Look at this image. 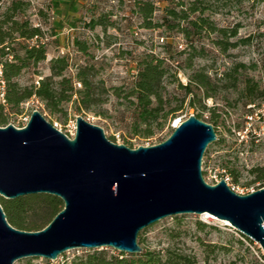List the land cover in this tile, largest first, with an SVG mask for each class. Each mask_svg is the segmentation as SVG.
Returning <instances> with one entry per match:
<instances>
[{"label":"rangeland","instance_id":"1","mask_svg":"<svg viewBox=\"0 0 264 264\" xmlns=\"http://www.w3.org/2000/svg\"><path fill=\"white\" fill-rule=\"evenodd\" d=\"M12 1L0 0V20ZM23 1L30 6L22 18L41 29L39 41L46 48L47 58L25 68L16 79L18 83L22 87L36 84L51 75L52 60L65 57L69 62L66 76L74 79L76 89H82L75 79L79 69H89L94 98L87 109L80 110L77 102L64 104L60 114L50 113L42 101L32 99L18 114L7 107L8 125L23 128L37 110L71 137L76 119L81 116L101 127L115 144L136 149L167 140L175 119L183 121L199 115L201 120L214 124L217 133V141L209 145L203 157L205 179L213 183L215 176L227 169L237 194L246 195L261 186L264 181H254L264 173V139L252 135L250 130L257 124L251 128L247 116L264 105V0H205V17L218 27L238 31L231 39L237 46L225 52L214 44L219 38L216 34L191 32L186 38L179 28L170 26L180 22L172 20L167 9L179 11L180 2L188 5L193 0ZM141 1L155 5L152 23L158 26H146L136 8ZM181 26L187 23L181 22ZM12 49L20 54L23 44ZM146 54L164 59L168 68L160 114L182 108L167 122H154L151 135L139 123L137 106L127 98L136 80L137 64ZM197 75L206 80V86L195 82ZM249 86L255 88L252 97L247 92ZM5 88L4 83V92ZM207 92L211 97L205 96ZM249 105H256V109L251 110ZM210 109H216V117ZM198 222L206 226L200 228ZM212 222L201 221L199 215L163 219L144 231L146 242L141 246L149 250L176 249L194 255L197 264H256V245L226 230L222 222ZM84 251L70 250L56 261L25 258L15 264H68Z\"/></svg>","mask_w":264,"mask_h":264},{"label":"water","instance_id":"2","mask_svg":"<svg viewBox=\"0 0 264 264\" xmlns=\"http://www.w3.org/2000/svg\"><path fill=\"white\" fill-rule=\"evenodd\" d=\"M215 127L195 115L164 142L136 149L76 119L73 138L35 110L27 125L0 127V196L59 198L64 208L40 231L13 227L0 205V264L56 261L70 250L141 254L139 235L163 219L210 214L264 249V188L246 195L204 178Z\"/></svg>","mask_w":264,"mask_h":264},{"label":"trees","instance_id":"3","mask_svg":"<svg viewBox=\"0 0 264 264\" xmlns=\"http://www.w3.org/2000/svg\"><path fill=\"white\" fill-rule=\"evenodd\" d=\"M29 6L28 1L14 0L0 20V81H4L6 86L5 103H0V127L8 125V115L5 113L7 107L11 112L18 114L21 112L22 105L32 99L42 101L50 113L60 114L64 112V104L77 102L80 110H82L87 109L94 98L89 69H79L75 79L82 86V89H76L74 79L66 76L69 62L65 57L52 60L51 75L41 79L39 85L33 84L30 87H22L18 83L16 79L25 68L32 65L37 66L47 58L46 48L39 41L42 36L41 29L22 18ZM179 7V11L175 8H168L167 14L172 20L180 22L170 26L179 28L186 38H189L191 32L197 34L205 32L209 35L216 34L219 36L218 39L214 40V44L222 48L224 52L237 46L235 42L231 41L237 37V29L218 27L213 21L205 17L208 9L205 0H193L188 5L180 2ZM136 8L148 28L158 26L152 23L156 11L153 3L141 1L136 5ZM181 22H186L187 26L182 27ZM32 41H35L33 45L30 44ZM22 44V53L12 51L13 46ZM76 44L80 46L82 51H86L87 48L82 43L77 41ZM137 66L136 80L132 89L128 91L127 98H131V103L137 106L139 123L146 126L147 135H151L153 134L154 122L159 119L167 122L170 116L174 117L182 108L177 107L163 115L160 114L164 105L165 78L168 74L164 59L146 54ZM227 75L230 76V73ZM195 78L197 84L206 86V80L201 79L200 75ZM254 89L251 86L247 88L250 97L254 94ZM205 96L211 97L208 92ZM74 97L76 98L73 99ZM210 111H212L213 118L216 117V109H210ZM197 117L201 119V116L197 115ZM213 126L215 127L214 124ZM260 181H264V173L259 175L254 182ZM0 205L8 222L13 227L29 232L43 230L64 208V203L59 198L50 195H29L12 200L0 196ZM198 225L200 228L206 226L201 222H198ZM138 240L140 245L145 244L144 231L140 233ZM242 240L255 245L246 237H243ZM239 242L242 243V241ZM68 264H197V259L194 255H187L171 248L160 250L143 248L141 254L135 255L119 253L115 250L109 251L105 248L85 250L83 255L75 257ZM256 264L261 263L257 260Z\"/></svg>","mask_w":264,"mask_h":264},{"label":"built area","instance_id":"4","mask_svg":"<svg viewBox=\"0 0 264 264\" xmlns=\"http://www.w3.org/2000/svg\"><path fill=\"white\" fill-rule=\"evenodd\" d=\"M40 80H41V78H40ZM36 84L39 85V81H37ZM4 97H5L4 81H0V103H3V104L5 103ZM249 108L251 110H255L256 105H249ZM247 120H248L251 128H252V124H254V123L257 124V127L250 130V132H252V135L257 139H264V105H262V108L258 109V111L255 112V114L248 115ZM28 121H29V119H26V125H27ZM180 124H181V119H175L173 122V125H172V130L176 129ZM25 126H23V127H25ZM54 127L58 129L57 124H54ZM75 133H76V126L74 127V132L71 134V137L68 135L67 136L69 138H73L75 136ZM221 180H225L227 185L234 191V188L232 187L233 177H232V174L227 169H223L222 172L219 174V176H215L213 183H209L207 180H206V182L208 184H211V185H216ZM261 188H264V182L261 184V186L258 189H261ZM254 191H256V190L253 189V190H251L250 193H252ZM199 217H201V221L208 223V224H211V225H213L212 220L218 221L216 218H213L212 216H210L207 213L201 214V215H199ZM218 222H221V221H218ZM222 223H223V227L226 230L236 234L237 236H239L243 239V236L236 229H234L230 224H227L226 222H222ZM255 245L257 246V251L255 250V253L257 255L258 261L261 264H264V249L260 245H257L256 243H255Z\"/></svg>","mask_w":264,"mask_h":264},{"label":"bare ground","instance_id":"5","mask_svg":"<svg viewBox=\"0 0 264 264\" xmlns=\"http://www.w3.org/2000/svg\"><path fill=\"white\" fill-rule=\"evenodd\" d=\"M178 122H179V121H178ZM178 122H177V123H178ZM209 215H210V214H209ZM210 216H211V215H210ZM212 217H213V216H212ZM213 218H215V217H213ZM226 223H227V222H226ZM227 224H228V223H227Z\"/></svg>","mask_w":264,"mask_h":264}]
</instances>
